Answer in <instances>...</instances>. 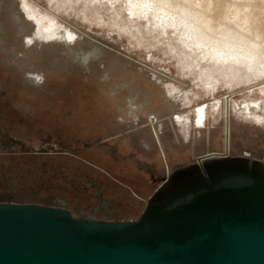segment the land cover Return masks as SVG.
I'll list each match as a JSON object with an SVG mask.
<instances>
[{
  "label": "rangeland",
  "instance_id": "obj_1",
  "mask_svg": "<svg viewBox=\"0 0 264 264\" xmlns=\"http://www.w3.org/2000/svg\"><path fill=\"white\" fill-rule=\"evenodd\" d=\"M151 1L134 16L128 0H2V19L9 16V3L33 18L45 34L70 26L78 34L75 47L101 51L84 62L68 58L60 41L43 45L41 53L32 50L30 57L18 46L25 45L24 36L13 24L0 35L3 185L87 211L100 202V191L115 217L133 219L177 169L226 156L264 161V75L241 66L239 73L226 76L213 65L214 59H203L183 46L178 26L179 6L204 8L206 13L197 15L204 25L221 24L212 35L223 38L238 27L246 41L261 42L258 56L264 60V0H174L177 5L173 2L166 17L168 33ZM3 44L22 50L23 57L45 69L41 87L27 82L25 66ZM157 73L168 78L174 111L166 109L167 83L161 85ZM121 80L153 99L149 109L163 118L157 123L160 139L121 119L115 103L124 105V93H130L128 86L113 91V81ZM254 102L257 107L248 113L245 105ZM201 109L206 110L204 118L197 113ZM138 130L143 134L137 141Z\"/></svg>",
  "mask_w": 264,
  "mask_h": 264
},
{
  "label": "water",
  "instance_id": "obj_2",
  "mask_svg": "<svg viewBox=\"0 0 264 264\" xmlns=\"http://www.w3.org/2000/svg\"><path fill=\"white\" fill-rule=\"evenodd\" d=\"M200 162L165 177L134 219L0 203V264H264V161Z\"/></svg>",
  "mask_w": 264,
  "mask_h": 264
},
{
  "label": "flooded vegetation",
  "instance_id": "obj_3",
  "mask_svg": "<svg viewBox=\"0 0 264 264\" xmlns=\"http://www.w3.org/2000/svg\"><path fill=\"white\" fill-rule=\"evenodd\" d=\"M1 2L2 0H0V5ZM6 5H7L6 6L7 11L9 12V16L8 18H3V19L0 17V35L3 34V31L5 32L8 31L7 26H9V23L13 24L16 31L20 33V35L24 36L25 47L24 46L22 47L20 44H18V46H20L23 50L26 51L27 56H30L32 54V50L41 53L43 51L42 47L45 44L53 43L56 45L60 43V41H62L64 44V47L61 50H65L66 54L68 55L67 56L68 58H79L84 62H87L90 60L92 56H97V54L101 52L97 48H90L89 50H85V48L81 46L75 47L74 43L77 39L78 34L70 26H65L61 30H55L54 32L51 31L45 34L42 30V27L38 26L37 22L33 20V18H30V16H28L27 14L22 15L17 10V7H14L9 3ZM66 27L72 28L73 32H71L70 29ZM2 48L5 49V51L8 52V54L11 53L12 57L15 60L19 61V64L25 66L27 72V82H30L31 84L39 87H41L44 84L46 73H45V69L42 66L36 65L31 59L28 60L27 58L23 57L24 54L22 50L14 49L13 47L8 48L6 44H3ZM163 82L164 81H161L160 84L162 85ZM123 86H128L130 89V93H124L125 91L124 92L122 91V94L123 93L125 94L124 105L118 102L115 103V105L118 107V113L121 116V119L122 120L128 119L131 122H133V126L137 128L141 127L142 129H144V132H146L147 135H149V137L153 136L156 137V139H160L157 123L163 118L159 117L157 111H153L149 109L153 101L151 96L148 93H144L143 91L140 92V90L136 88L135 84L130 85L129 80L113 81L112 89L114 92L116 91L121 92ZM163 88H165V95L166 98L168 99L167 102H165L166 109L174 111L173 110L174 108L171 104H173V101L175 99L170 95L169 87L167 84L166 87L163 86ZM113 96H114L113 98L115 99L118 98V95H113ZM143 109H146V115L142 114ZM168 116H170V114ZM160 125L162 126L163 123L161 122ZM137 134L138 135L135 136V139L138 141L142 136L143 132L138 130ZM165 156L167 158L166 153ZM27 194L28 193L24 188H20L17 185L15 186L13 185L11 187L3 185L2 179L0 178V203H8V202L20 203V204L30 203V204H43L53 207H63L69 209L76 218H86V219L91 218L96 220L125 219V218L115 217L112 214L114 210L110 205L107 204L106 200L102 198V193L100 191H98L97 193V196L101 197L100 202H98V204L95 205L89 211H87V208L78 209V210L74 209L70 207L65 201L62 200H59L58 202L55 201L50 202L47 200H39L32 198Z\"/></svg>",
  "mask_w": 264,
  "mask_h": 264
},
{
  "label": "bare ground",
  "instance_id": "obj_4",
  "mask_svg": "<svg viewBox=\"0 0 264 264\" xmlns=\"http://www.w3.org/2000/svg\"><path fill=\"white\" fill-rule=\"evenodd\" d=\"M128 1L130 2V6H131V7L129 6V8H130L129 10H131V13L134 14V16H136V14L138 13V10H140V8L142 6L144 7V5L148 2V0H128ZM149 1H151V0H149ZM154 2H155L154 3L155 6L154 5L151 6L150 4H148V5L151 6V9L153 8L154 10L159 11L160 14L156 15L155 17L160 18L159 16H163L159 20L160 21L162 20L161 22H162V25L164 26V27H162L163 28L162 30H164L165 33H168V27L165 25V23H167L166 17L168 15H170V13L172 12V11H170V9H172L174 0H154ZM149 3H152V1ZM174 4H176V3L174 2ZM188 5H190V4H188ZM188 5L179 6V7H181L180 9L182 11V15L180 17H179V15L177 16V17H179L178 26H180V29L179 28L178 29L180 30V32L182 31V33L180 35L181 37L179 40L182 42L183 46L185 45V47H188L190 49V51L193 52L194 54H199V56H201V58H203V59L207 58V57H208V59L209 58L214 59L215 62H218V64L217 63L215 64V62L214 63L212 62L213 65L216 66L217 70L222 71L223 73L226 72V74H225L226 76L232 75V74L235 75V74L239 73L241 66H242V68L245 66L246 68H248V70H251L257 76L264 75V60H260L261 57L258 56L260 54V51H261L260 50L261 42H259V41L255 42L254 40L252 42L246 41L247 39L244 37L245 34L238 27L235 28V30H236L235 32H231L230 34L227 33L228 35L226 37H223L224 39L219 34H218V36H220V37L216 38L217 36L215 37L212 34H213V30L217 29L218 26H221L220 22L216 21L217 23L212 22L208 26L204 25L202 23V21L200 19H198V17H197V15L201 14V12L206 13V11H204V8L197 11L194 7L188 6ZM200 6L201 5H199L198 8H200ZM143 7H142V9H143ZM146 9H148V7ZM149 9H150V7H149ZM190 9H192V10H190ZM154 10H152V11H154ZM174 10L176 11V9H174ZM146 12H147V10H146ZM187 12L190 14L189 18L191 17L190 18L191 19L190 20V26L188 25L189 23L187 22V20H189V19L186 20V17H185V13H187ZM175 13L178 14V12H175ZM174 20H175V18H174ZM185 20H186V22H185ZM177 23H178V21H177ZM186 23L188 25L187 28L189 30L188 31L189 34H188V37L185 38V33H186L185 31L186 30L183 31V28H185ZM222 28H224V27H222ZM159 30H160V27H159ZM197 50H199L198 51L199 53L197 52ZM214 60H211V61H214ZM207 70H211V69L208 68ZM157 75L161 78V80L166 81L167 85L169 84L168 78L161 77L163 74L157 73ZM227 80H228V78H227ZM208 82L212 84L211 80H208ZM226 104H228V103H226ZM229 105H230V101H229ZM253 106L257 107V103L254 102L253 104H246L245 105L246 111L248 113H251V109ZM229 109H230V107H229ZM197 113H198L200 118H204L206 110L201 109Z\"/></svg>",
  "mask_w": 264,
  "mask_h": 264
}]
</instances>
